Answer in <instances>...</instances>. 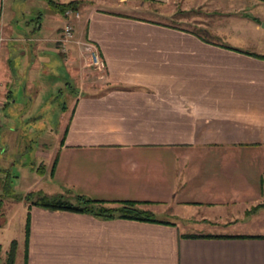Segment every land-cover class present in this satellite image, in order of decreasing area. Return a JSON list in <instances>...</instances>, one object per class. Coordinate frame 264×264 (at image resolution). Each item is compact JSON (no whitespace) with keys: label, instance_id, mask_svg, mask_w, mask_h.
I'll return each instance as SVG.
<instances>
[{"label":"crops","instance_id":"0c3cea01","mask_svg":"<svg viewBox=\"0 0 264 264\" xmlns=\"http://www.w3.org/2000/svg\"><path fill=\"white\" fill-rule=\"evenodd\" d=\"M4 1L0 183L27 179L20 198L135 202L165 216L151 223L50 211L4 199L0 185V215L13 208L23 217L15 262L264 264V44L236 33L256 32L258 22L195 0H48L78 3L73 36L103 66L87 78L82 49L58 50L66 19L47 0H32L46 13L25 35ZM243 1L264 12V0ZM198 6L201 19L190 16ZM57 96L52 127L47 105ZM180 224L205 233H181ZM250 227L257 233H238Z\"/></svg>","mask_w":264,"mask_h":264},{"label":"rangeland","instance_id":"374dc122","mask_svg":"<svg viewBox=\"0 0 264 264\" xmlns=\"http://www.w3.org/2000/svg\"><path fill=\"white\" fill-rule=\"evenodd\" d=\"M184 1V0H183ZM186 1V0H185ZM198 3L204 4L205 5V9L207 10H217L219 12L222 13H229L232 14L230 15L231 18L233 19V21H236L238 19L243 20V24L247 25L249 22L254 21V22H258V29L256 32L253 31V28L251 27V29H244L242 27V30L240 31H236V33L239 34V36H242V32H244L247 36L250 35V33H252V35L250 37H253V41L256 43H263L264 44V12H260L255 10L254 8H252L249 4L250 3H245V1L243 0H195ZM10 3L13 5V7H15V10H12V26L14 27V31L16 34H26L25 28L26 26L29 27V29H33V26L36 25V22L38 21L39 18H42L45 12V5L42 2H35L32 0H26L25 2L23 0H5L3 3L4 9L7 7V4ZM247 4V5H246ZM208 6V7H207ZM169 9H173V6H171ZM203 9L201 6L195 7V8H190L191 13L190 16L192 17H196L201 19V17L203 16ZM177 10H174L175 13H177ZM226 13V14H227ZM234 15V16H233ZM196 18H194L196 20ZM175 21H177L176 19H172V21L169 20V22L174 23ZM44 25H46L48 23L47 19H43ZM27 24V25H26ZM42 33V32H41ZM246 36L244 37L243 43L245 42ZM75 40L74 36H73V41ZM78 41L79 43H81L82 45L84 44V42L82 41V39H78L75 40ZM9 46L15 45L16 43H12L11 41H7L6 42ZM30 44V43H28ZM74 46L82 49V51L84 52V60H81L82 65L85 69V72L83 75L85 77V75L87 76V78L90 77V73L91 72L92 67L89 65L90 64V60L88 57V52H86L84 49V47L78 46V44H74ZM241 49H244V47L247 46H243L242 44H239V46ZM86 64V65H85ZM77 68V67H76ZM88 70V71H87ZM100 74V73H99ZM83 78H80V80ZM80 82V81H79ZM18 87V85H17ZM21 93V88H16L14 93L15 95L17 93ZM51 103H49L47 106L50 107V115H51V119H52V127H57V125L55 124V108H58L59 104L63 103V98L57 96V98H51ZM48 113V112H47ZM22 162H25L26 164H29L31 162L30 157H25L24 160H22ZM12 172H16V169L14 168L12 170ZM24 174V173H22ZM14 175V173H13ZM25 176V174H24ZM14 177V176H13ZM28 184V180L25 179L24 177H21L18 179L14 178H9V180L7 179H3L2 183H0V185H6L9 187L8 191L10 192L9 195H14V194H22L25 191V187ZM1 193V191H0ZM8 192H5V194L3 195L6 199ZM2 195V194H1ZM42 195V194H41ZM48 201L55 199L54 196H49L46 197ZM62 200H65L64 198H61ZM8 200V199H7ZM66 202H68L67 200H65ZM75 201V200H74ZM71 203V202H68ZM73 203V202H72ZM186 210H184V215H185ZM264 212V210H263ZM2 215H0V228H1V224H2V220L3 218L8 219V221L6 222V224L0 229V264H7V254L9 252L10 246H11V242L15 241V239H19L21 237V231H22V220L23 217H21L20 212L18 211V209H10L8 210H4L2 209ZM188 214V213H187ZM151 217L153 219L157 218V219H161L164 218L165 216L159 215L158 213H152L150 214ZM178 221V220H177ZM259 225H263L264 224V218H261L260 221H258ZM247 225H250L247 224ZM188 226L185 227V225L180 224V232L181 233H186V234H196L198 232L200 233H205L203 231H199V230H194L191 228H187ZM254 227V226H253ZM253 227H250L248 229H244L242 231H238V233H246V234H255L257 232H255V228L253 229ZM264 228V225H263ZM262 228V229H263ZM217 231H212L211 233H216ZM15 247H16V243H15ZM16 252V248L15 251ZM12 264H20L19 261L15 262V253L13 255V259H12Z\"/></svg>","mask_w":264,"mask_h":264},{"label":"trees","instance_id":"16d2710c","mask_svg":"<svg viewBox=\"0 0 264 264\" xmlns=\"http://www.w3.org/2000/svg\"><path fill=\"white\" fill-rule=\"evenodd\" d=\"M48 5L63 15L64 11L67 9L78 10L77 2H69L66 4H57L47 0ZM55 162H53L54 166ZM52 166V169H53ZM9 189V187L7 186ZM6 188V185H3V194L8 192L7 197H10L16 201L22 200L24 203H27L32 206L40 207L50 211H66L71 213L79 214H88L98 220H111V219H127L135 220L142 222H157L153 219L150 213L140 210L137 208L138 203L135 202H119L116 207H108L103 202L89 200L82 196H76L74 203H68L61 198H55L48 201L47 198L39 193H27L22 198L16 197L15 195H9L10 192ZM10 190V189H9ZM0 210H1V201H0ZM28 223L29 217L28 214L25 216L24 221V240L27 238L28 233ZM185 238H205L203 236H184ZM15 251V241L11 242L9 252L7 254V264H12V259Z\"/></svg>","mask_w":264,"mask_h":264},{"label":"built area","instance_id":"2783aa9c","mask_svg":"<svg viewBox=\"0 0 264 264\" xmlns=\"http://www.w3.org/2000/svg\"><path fill=\"white\" fill-rule=\"evenodd\" d=\"M66 22L61 29V33L57 39V48L61 53H65L67 50V46L70 43L78 44V46L81 45V47H84L83 50L88 52V57L90 60V66L93 70L97 71L98 73H101L103 71V66L97 56L96 51L88 44L84 43L83 45L79 43L78 41H73V21H76L79 19L80 14L78 10H71L67 9L64 11L62 15ZM0 105H1V99H0Z\"/></svg>","mask_w":264,"mask_h":264}]
</instances>
